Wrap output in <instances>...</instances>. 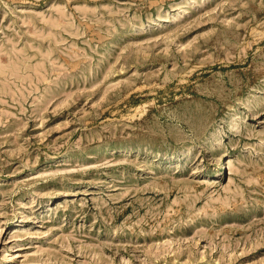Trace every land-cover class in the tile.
<instances>
[{
    "label": "rangeland",
    "instance_id": "obj_1",
    "mask_svg": "<svg viewBox=\"0 0 264 264\" xmlns=\"http://www.w3.org/2000/svg\"><path fill=\"white\" fill-rule=\"evenodd\" d=\"M0 264H264V0H0Z\"/></svg>",
    "mask_w": 264,
    "mask_h": 264
}]
</instances>
